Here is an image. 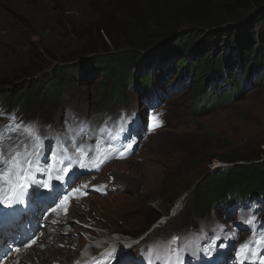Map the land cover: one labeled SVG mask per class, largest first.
<instances>
[{
    "label": "rangeland",
    "instance_id": "1",
    "mask_svg": "<svg viewBox=\"0 0 264 264\" xmlns=\"http://www.w3.org/2000/svg\"><path fill=\"white\" fill-rule=\"evenodd\" d=\"M217 2L219 0H0V93L8 91L18 95L28 87L34 88L33 80L53 84V88L49 86V95L43 85L37 90L40 106L32 107L24 116L28 120L51 123V132H64V122L73 112L99 122L101 114L107 109L112 112L117 104L141 114L142 123H147V107L138 93L139 80L142 73L157 68L168 47L165 59L168 66L162 65L172 74L168 75L164 87L176 90L160 100L150 130L144 134L137 129L141 138L127 159H113L101 165L97 172L74 176L75 187L80 191H68V208L72 209L66 213L68 209L63 208L67 220L60 223L56 219L63 205L57 207L59 200H52L46 208L53 206L57 213L48 220L43 217L38 229L48 238L44 242L36 240L35 236L32 241L25 240L23 247L10 250L12 260L2 252L0 264H54L56 254L46 252L47 258L42 261L36 254L26 257L25 250L32 247L27 246L29 241H36L35 246L42 251L48 246L64 250L67 244H52L56 234L76 239V245L67 246L74 248L76 254L58 260V264L73 262L79 250L89 244L91 235L100 237V241L114 237L127 242L128 235L143 232L144 236L145 232L150 237L143 241L148 242L180 234H188L190 239L196 235L209 237L222 230L223 234L237 237L233 235L232 223L227 221L230 219L215 202L204 204L202 213L195 214L197 206L192 189L197 179L192 183L190 180L229 168L231 162L218 158L225 153L264 159V75L242 87V83H232L230 74L240 75L241 66L237 64L226 69L222 83L214 84L211 80L217 67L206 73L203 72L206 67L203 68L200 76L196 70L201 68L198 62L207 63L208 58L210 64L214 63L220 54L231 56L229 60L234 63L249 61L244 60L248 57L244 45L248 36L253 37L252 28L264 14V4L248 7L243 18L233 25L205 30L198 24L193 9H212ZM235 9L241 12L239 7ZM166 23L178 24V28L158 48L147 52L148 47L134 45L148 35L161 34L157 26ZM253 34L251 46L258 41L256 29ZM184 43V48L176 47ZM184 55L187 58H183ZM182 58L189 62L190 77L186 84L180 79L183 71L177 70ZM106 64L111 66L109 72L113 76L112 70L119 68H125L128 77L134 75L133 80L115 89L116 97L110 93L112 81L103 78ZM263 70L261 65L259 74ZM204 73H208L204 78L205 90L210 86L217 88L219 100L206 97L204 91L198 99L193 96ZM252 73L250 70L249 75ZM178 76L180 78L176 79ZM220 84H224L223 88L229 84L236 95L225 101L224 90H218ZM7 107L3 102L0 110L9 112ZM31 115L33 118H29ZM17 141L18 138L5 142L2 155H15L20 148ZM10 146L14 152L9 150ZM99 187H104L107 193L92 189ZM174 196L171 204L170 198ZM158 214L160 217L151 222ZM239 214L243 220L253 216L246 208L239 210ZM54 219L58 220L55 227L51 223ZM248 233L250 235H243V240L264 233V229H252Z\"/></svg>",
    "mask_w": 264,
    "mask_h": 264
},
{
    "label": "trees",
    "instance_id": "2",
    "mask_svg": "<svg viewBox=\"0 0 264 264\" xmlns=\"http://www.w3.org/2000/svg\"><path fill=\"white\" fill-rule=\"evenodd\" d=\"M264 4V0H219L212 9H206V10H200L194 7V11H196V16L198 17V24H200L205 30L207 28H210L213 30L214 27L220 26V25H233L236 21H239L241 18H243V14L247 11V8L250 7L251 5H255L257 7H260L261 5ZM235 7H239L238 10H241V12H238ZM178 28V24H172V23H166V24H161L157 26V32L160 31L161 34H158L157 36L154 37V33L152 35H148L144 38H141L140 40L136 41L134 45L136 46H141V47H148L152 45L154 42L159 41L161 39H165L166 37H169L170 35H173L176 33V29ZM255 29L258 31V36L256 39L258 40L253 46H251V41L253 40L254 37V31ZM251 35L253 37H249L248 41L245 43V48H247V55L248 57H244V60L249 61H243L242 62H231L229 58L231 57H225V55H219L217 59L212 62V59L210 60L212 63H209V60L207 58V63L203 62H196L197 65H200L201 68L197 69L196 72L198 76L201 75L202 69L205 68L203 72L206 73V70H209L210 68L217 67V71L213 75L212 80L220 81L223 82L222 76L227 72L226 69L233 64H237L239 69H242L245 73L243 78L239 77V75H235L234 73L231 74L232 78V83H235L236 85H240L244 78L249 75L250 70L253 72H257V78L261 79L264 75V72L259 74L261 71L260 66H264V14H262L259 18L258 21L255 24V27L252 28ZM261 31V34L259 32ZM154 37V38H153ZM184 37V36H183ZM259 37V38H258ZM261 38L263 42L261 41ZM259 42V44H258ZM244 42H241V45H243ZM186 46V43L182 45V47H178L176 44L177 48H184ZM197 46V45H196ZM174 45L172 46V48ZM251 47V48H250ZM229 49V45L227 47V52ZM237 49V48H236ZM167 53L165 52L162 56V61L160 64L165 63V59H167L168 52L170 50V47L167 49ZM233 51V50H232ZM208 54V53H207ZM206 54V55H207ZM112 55V54H111ZM250 55V56H249ZM186 56L184 55L183 58ZM210 58L209 56H207ZM183 58L179 62V67L177 70L183 71L182 75L187 76L190 73H188L187 69L189 68V62L188 60H183ZM187 58V57H186ZM133 60V58L131 59ZM251 60V61H250ZM130 63V62H129ZM195 63V62H194ZM193 63V64H194ZM195 63V64H196ZM223 63V65L220 67V65ZM192 64V65H193ZM194 64V65H195ZM191 65V66H192ZM109 67V68H108ZM111 66L105 65V69L103 70V78L104 79H109L112 81V85L110 88V93L112 97H116L117 93L115 92V89L118 87H121L122 85H125L130 76L128 77L126 74V69L125 68H119L117 70H112V72L115 74H111L109 72ZM163 66H159L158 69H163ZM155 70V69H153ZM151 70L150 72H153ZM264 71V70H263ZM208 72V71H207ZM203 76V81L201 83H198L197 86H195L193 90V96L197 99L198 95L200 92L205 90V83H204V78L207 76V74ZM142 83L148 80L149 74L147 73H142ZM181 74V73H180ZM181 75V79H183ZM132 76V75H131ZM134 76V75H133ZM237 76V78H236ZM161 77H163V74L161 73ZM140 81V80H139ZM33 83L35 84L36 87H41L42 85L47 88V95H49V86L53 88V84L49 85L48 83H43L42 80H33ZM28 85V82L25 83ZM46 84V85H45ZM224 84H220L218 88L224 90V95L223 99L225 101H229L231 97L235 96L236 92L232 91V87L229 86V84H226L225 87L223 88ZM218 89V90H220ZM38 89L30 88L28 87L27 89L23 90L20 92L18 95H13L12 93L3 92L0 93V99L5 101L6 103L12 104V105H17L20 104L24 109L27 111L30 110L32 107H38L40 106V102L36 99V93ZM203 93H205L206 97L211 96L212 98L215 97V100H218L219 97V92L216 89H213L212 87H208V90H205ZM218 102H216L217 104ZM218 158L221 161L232 163L229 168L223 169L221 172L219 170L213 172L211 171L210 173H206L200 178H192L190 180V183H192L194 180L195 184L192 189V195L194 198V203L196 204V211L195 214L198 215L202 213V206L205 204H211L212 202L216 201L217 198L225 197L228 194L235 193L242 195V197L246 196H251V194H264V159L261 158L259 160V156L254 157L252 155L246 156L245 154L241 153H225L223 155H219ZM250 162V163H246ZM175 196L170 198L171 204L175 201ZM201 207V208H200ZM159 214L153 217L151 222L155 220L156 218H159Z\"/></svg>",
    "mask_w": 264,
    "mask_h": 264
},
{
    "label": "snow or ice",
    "instance_id": "3",
    "mask_svg": "<svg viewBox=\"0 0 264 264\" xmlns=\"http://www.w3.org/2000/svg\"><path fill=\"white\" fill-rule=\"evenodd\" d=\"M99 127V126H97ZM91 128L90 127H83L81 124H77L72 128V135H80L83 136L85 133L90 132ZM48 135L54 137L57 141V144L59 145L62 140H67L69 143H71L72 137L69 135L68 130L66 129L64 132L57 133L55 131L50 132ZM97 144L100 143L99 140L96 141ZM111 147V145H109ZM42 150V145H41V140L37 139V141L32 145L31 151H25L23 153V158H21V153L17 152L15 155L12 156L10 160L14 161L17 165V169L15 172L14 176H8V175H3L2 180L6 182V187L3 189H0V203L4 204H11L14 201H19L23 194L25 189L28 187L29 182H35L32 181V172L31 170L35 171H40V172H46L47 174V180L42 183V187L45 189H48L50 187V183L53 180L60 181L62 184L65 182V177L61 176L59 174L53 176L52 175V170L50 168L46 169L44 167H38L37 162L39 160V156ZM65 153H67L68 149L65 147L64 148ZM75 153L81 154L82 156L84 155L82 153V150L79 146L75 148ZM110 157H103L99 154L94 156L92 159H81L80 161V168L86 169V168H96L99 165H102L107 162V159ZM117 158H123V153H120V155ZM71 165H65L62 169V171L66 174L67 179L71 183H75L76 177H74L70 171ZM38 185L40 182H35ZM71 184H68V187H70ZM80 189L78 188H73L72 192H78ZM83 195H87L86 192L82 193ZM69 203V196L65 195L63 199L60 200L59 207L60 205H67ZM55 211V209H53ZM254 220L253 217H250L248 219V223H252ZM257 248H255V252L252 253V248H249V244L246 242L244 245L241 247L244 249L243 252L238 250L236 252V256L238 259H252L256 260L259 259L260 264H264V256H258V248L260 246H264V239L259 240L258 243H256ZM188 249H181L180 251H187ZM250 252L251 256L249 257L247 253ZM179 255V253H177Z\"/></svg>",
    "mask_w": 264,
    "mask_h": 264
},
{
    "label": "clouds",
    "instance_id": "4",
    "mask_svg": "<svg viewBox=\"0 0 264 264\" xmlns=\"http://www.w3.org/2000/svg\"><path fill=\"white\" fill-rule=\"evenodd\" d=\"M48 83V82H47ZM39 89L38 87H34V89ZM5 103L6 105L9 106L8 108V111H5L4 113L0 110V128L4 125V124H8L9 122H17L18 120L22 121L23 123L25 124H28L30 125V123H33V122H36L40 127H41V135L46 139L45 141H43V143L41 144L42 145V150H41V154L44 156V163L41 164V165H48L49 164H45L46 161L52 157V145L49 144V141L52 140L51 136L48 135L51 131V123H43V122H39V121H34V120H28L26 118H24V116L27 114V110L24 109V107H22V105L20 104H17V105H12V104H9V103H6L5 101L1 100L0 99V108L2 107V103ZM29 118H33V116H29ZM30 130V128H29ZM18 138V141H17V144L19 145V153H21V158H23V153L25 151H31V148H32V145H27V143L25 141H29L31 142L32 138L30 137L29 134H26V130H20V129H16V130H12V131H8V132H3L1 137H0V169L2 170V168L5 166V167H8V171L4 174V175H8V176H14L15 175V172H16V169H17V165L14 161L10 160L12 157H8L6 155H2L3 154V145L5 144V142H9L11 140H14ZM9 150L14 152V149H13V146H10L9 147ZM4 167V168H5ZM3 168V169H4ZM52 173H53V169H52ZM47 177V175H46ZM0 178H2V176H0ZM6 182L2 179H0V187H6ZM50 187H54V184L53 185H50ZM29 192H26L23 194V196H25L26 193H30V194H33L34 197H37L38 196L40 197H43L41 195H39L38 191H34L33 189H29V188H26ZM44 189V188H43ZM42 192V191H41ZM44 194H49V193H42V195ZM22 196V197H23ZM44 198V197H43ZM38 201H39V198H38ZM51 216H55V214L51 215ZM51 216H48V217H51ZM255 219V217H253ZM53 225V227H55V224H56V219H54V221L51 222ZM248 223V222H247ZM249 224H252V223H249ZM41 228V225L39 226ZM45 227V226H44ZM253 227H255V225H253ZM43 230H46V227L45 229ZM39 234V233H38ZM38 234L36 235H33L31 238H28V240H31L33 239V237H37L38 238ZM233 235H235V233H233ZM36 238V240H37ZM261 239H264V233H261L260 235L258 236H251L249 238V241L247 243H251L254 241V243H258L259 240ZM26 241V242H27ZM25 242V243H26ZM25 243H20L17 245V248H21L25 245ZM33 242L30 243L29 241V244L27 246H30L32 245ZM245 243H241L240 246H239V250L241 252L244 251V249L241 247L242 245H244ZM252 253L255 252V247L252 248ZM10 253V252H9ZM12 255V254H11ZM13 257H9V259L11 260ZM54 264H58V262H54ZM64 264V263H62Z\"/></svg>",
    "mask_w": 264,
    "mask_h": 264
},
{
    "label": "bare ground",
    "instance_id": "5",
    "mask_svg": "<svg viewBox=\"0 0 264 264\" xmlns=\"http://www.w3.org/2000/svg\"><path fill=\"white\" fill-rule=\"evenodd\" d=\"M6 3V2H5ZM182 77H183V79L181 80L182 82L184 81V83L186 84V81L188 80V77H189V75H187V76H183L182 75ZM187 79V80H186ZM181 84L182 83H180V86H181ZM139 103H141V101L139 100ZM146 107V106H145ZM9 156L10 157H12L13 155H10V153H9ZM120 162H122V161H120ZM101 169V168H100ZM70 183V182H69ZM73 188H76L75 187V184L74 183H72L71 184V186L68 188V189H71V191H72V189ZM62 196H60V197H58V199H59V201L62 199L61 198ZM71 209H72V207H70ZM70 208L66 211V213H68V211L70 210ZM64 212L65 211H61V210H59V214H60V216H59V219L58 220H60V223H62V221L63 220H67L68 218H67V214H64ZM54 214V212H50L49 214H48V216H51V215H53ZM43 216H47V215H45V214H43ZM25 217H27V218H29L31 221H32V224L31 225H29V224H26V226L24 227V229L23 230H27L26 232H25V234L23 233V230L22 229H20V225L22 224V223H18V224H15V226L11 229V232L12 233H17V234H21V236H22V238H18V237H11L10 238V240H11V242L12 243H14L15 245H18L19 243H21V242H23L25 239H28V238H31L33 235H36V234H38V238H37V240L38 241H45V239L46 238H48V235H43L42 234V232H40V230H38L40 227L38 226H36V223H38V221L39 220H41L42 219V217H40L38 214H37V212L35 211V210H31L30 212H29V214H26V216ZM50 218V217H49ZM61 218V219H60ZM58 220H56V223H58ZM41 222V221H40ZM68 222V221H67ZM76 229H77V227H75ZM114 228V227H113ZM43 229V228H42ZM58 231V230H57ZM68 232H71L72 233V231L71 230H69ZM40 235H43V236H40ZM40 236V237H39ZM112 240L114 239V237H110ZM108 239V238H107ZM81 241H84V240H82V239H80ZM101 240V238L99 237H97L96 236V239L94 240V241H96V243H98V241H99V243L98 244H96V243H94V247H98V248H94L93 246H91V248L90 249H85V241L83 242L84 243V245L85 246H83V248L82 249H80L79 250V254L76 256V258L75 259H77V260H80L81 259V257H83L82 255H84V254H86V253H90L91 251H93V253L96 255V257H97V260L99 261V263H101L102 262V259H103V255H104V253H105V250L110 246V245H107L109 242H107V241H105V239H103L102 241H100ZM37 241V242H38ZM58 242H63V243H65V249L63 250V249H55V248H53V247H44V248H46V251H42L41 249H39L38 248V246H35L36 245V241H35V243H33L31 246V248L30 249H26L25 250V254H28V256H26V257H30L32 254H36L37 255V257L39 258V260H42V259H40V258H43V260L42 261H44V259H46L47 258V254H46V252L47 253H50V254H56V257H55V259H56V261L58 262V260H61L62 258H69L70 256H72V255H74V254H76V251L74 250V248L73 249H70L69 247V249L67 248V246H70L71 244H74V245H76V239H74V237L73 238H71V237H62V236H60V235H58V234H56V236H54V238H53V242H52V244H55V243H58ZM113 242H115V244L117 245V246H122V242L119 240V239H117V241H111L110 242V244L112 245V243ZM77 250V249H76ZM100 251V252H99ZM62 256V257H60L59 258V256ZM12 256V255H11ZM10 256V257H11ZM106 258H108V256L106 257ZM8 259V258H7ZM49 259V258H48ZM12 260V259H11ZM10 261V260H9ZM6 262H8V260H6ZM75 263V262H74ZM18 264H22L21 262H18ZM42 264H45V263H43L42 262ZM60 264H62V263H60Z\"/></svg>",
    "mask_w": 264,
    "mask_h": 264
},
{
    "label": "water",
    "instance_id": "6",
    "mask_svg": "<svg viewBox=\"0 0 264 264\" xmlns=\"http://www.w3.org/2000/svg\"><path fill=\"white\" fill-rule=\"evenodd\" d=\"M168 37H166L165 39H161L159 41L154 42L152 45L148 46L147 48V52L154 50L155 48H158L164 41H166Z\"/></svg>",
    "mask_w": 264,
    "mask_h": 264
}]
</instances>
